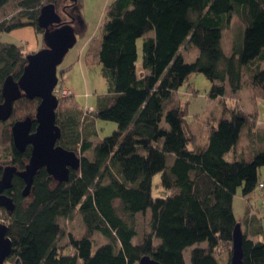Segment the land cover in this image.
Here are the masks:
<instances>
[{"label": "trees", "instance_id": "trees-1", "mask_svg": "<svg viewBox=\"0 0 264 264\" xmlns=\"http://www.w3.org/2000/svg\"><path fill=\"white\" fill-rule=\"evenodd\" d=\"M10 1L0 0V12ZM15 1L16 13L0 16V34L31 25L44 37L38 18L49 3L59 14L65 12L68 23L84 24L83 0ZM106 14L98 61L109 88L99 95L93 114L96 121H115L117 129L93 143L91 127L85 136L80 131V110L57 108L56 122L62 129L57 143L75 151L80 166L71 168L69 178L62 181L41 167L27 196L24 179L14 175L5 193L13 198L15 209L0 206L7 213V235L12 240L5 263L139 264L142 256L150 255L161 264H224L217 250L225 244L229 253L225 264H230L233 233L240 223L244 264H264L260 218L249 205L244 226L234 211L240 187L244 196L264 188L259 180L264 129L255 128L257 112L226 105L209 122L202 143L186 107L175 99L193 73L209 79L212 98L244 86L254 97L264 98V0H113ZM229 30L232 35L226 39ZM152 31L154 35L148 34ZM143 36L139 64L138 39ZM184 47L198 51L193 61L185 59ZM27 55L24 44L0 41V101L4 80L9 75L19 79ZM39 103L38 97L22 95L14 101L10 119L3 122L11 142L10 162L18 169L25 168L32 147L16 149L10 127L34 117ZM245 134L262 147L252 158L238 153ZM76 211L82 215L85 233L81 237L67 233L65 243L60 220L73 218ZM141 213L149 217L148 228L135 241L136 217ZM95 232L108 239L96 250Z\"/></svg>", "mask_w": 264, "mask_h": 264}, {"label": "rangeland", "instance_id": "rangeland-1", "mask_svg": "<svg viewBox=\"0 0 264 264\" xmlns=\"http://www.w3.org/2000/svg\"><path fill=\"white\" fill-rule=\"evenodd\" d=\"M83 1L84 5L81 16L84 20V24L79 22L74 23V26L71 24L76 33V42L58 65L60 85L70 88L74 94L69 98L64 97L60 99L61 101L59 100L58 109L62 112L67 109L80 110L82 120L85 119L83 122L81 120L79 126L80 131L85 136L86 129L91 127L93 130L89 139H91L93 143H97L106 136L111 135L118 126V124L112 120L97 119L96 121L95 115L93 114V108H96L99 95L107 93L109 88L107 80L102 74V66L98 61V51L102 38V26L107 20L106 11L113 0ZM16 10V1H10L3 10H1L0 16L1 18H10L16 13ZM60 14L62 19L68 22L69 18L65 15V12L61 10ZM232 31L233 30L226 31V39L231 37ZM148 34L154 35V32L152 31ZM39 35L40 37L35 46L24 43L25 52L27 54L36 52L45 47L46 44L42 33ZM144 38L145 36L138 39L139 64H142V45ZM0 41L23 42L20 37L11 32L0 34ZM182 52L187 61H193L198 51L194 48L184 47L182 48ZM210 88L211 82L204 74L193 73L175 92V99L186 107L187 119L189 122L193 123L191 125L193 128L192 130L198 132L199 139L202 143L207 139L209 122L215 115L221 114L226 105L231 108H241L246 112H257L258 119L255 123V128L264 129V98L254 97L252 91L245 86L238 92H231L228 89L225 96L212 98L209 95ZM92 121L93 127L89 126V123H92ZM3 122L4 121L0 122V170L2 171L4 167L12 165L10 162L11 142L6 133V124H3ZM96 130L97 134H95ZM261 148V145L256 139H251L245 134L240 140L238 153L242 154L245 158H252L255 152ZM90 154H93V148L90 150ZM160 178V174L154 177V191L156 193L161 192V187L157 185V183L161 181ZM259 180L264 182V166L259 170ZM249 205H251L252 210L256 212L257 217L260 218L264 227V188L261 189L257 187L254 192L247 196L243 195L241 187L237 190L234 197V211L244 226H246V213ZM6 214V211L0 208V222H7ZM148 218L147 214L141 213L137 215L136 220L139 234L138 237L134 239L135 241H139V237L147 232L146 230L148 227L146 226ZM60 222L65 229V235L61 238L63 242L67 240V233H73L76 237H81L85 233L82 215L78 211L75 212L73 218H63ZM93 239L94 250H96L97 246L108 241V239L99 232L94 233ZM191 248L192 247H188L185 251V257L188 262L190 261ZM218 252L224 260V264L228 262L229 253L225 244L217 250V253Z\"/></svg>", "mask_w": 264, "mask_h": 264}, {"label": "water", "instance_id": "water-1", "mask_svg": "<svg viewBox=\"0 0 264 264\" xmlns=\"http://www.w3.org/2000/svg\"><path fill=\"white\" fill-rule=\"evenodd\" d=\"M38 22L44 29L45 47L28 54V62L19 79H15L13 75L7 76L1 89L3 100L0 101V122L11 117L14 101L22 95L40 98L35 116L17 120L11 127L15 148L24 151L31 145L32 150L24 169L8 165L0 177V206L9 211L14 210L16 205L5 191L12 186L15 174L24 179L23 194L27 196L31 192L34 176L41 167H45L55 179L62 181L69 178L71 168L77 169L81 163L75 151L57 143L62 129L56 122L59 100L53 93L59 82L58 65L76 42V33L70 23L63 21L53 3L42 7ZM34 123L36 127L33 130ZM7 229V224L0 222V264H5L12 249ZM243 257V232L238 223L233 233L230 264H244ZM139 264L161 263L150 255H145L141 257Z\"/></svg>", "mask_w": 264, "mask_h": 264}, {"label": "crops", "instance_id": "crops-1", "mask_svg": "<svg viewBox=\"0 0 264 264\" xmlns=\"http://www.w3.org/2000/svg\"><path fill=\"white\" fill-rule=\"evenodd\" d=\"M11 33H15L20 37L23 42H18L20 44L29 43L30 46H35L38 42L40 35L35 31L32 26H24L13 30Z\"/></svg>", "mask_w": 264, "mask_h": 264}, {"label": "built area", "instance_id": "built-area-1", "mask_svg": "<svg viewBox=\"0 0 264 264\" xmlns=\"http://www.w3.org/2000/svg\"><path fill=\"white\" fill-rule=\"evenodd\" d=\"M53 93L55 94V96L60 100L64 97H71V95H73V91L64 86V85H60V83L58 85H56V87L53 90Z\"/></svg>", "mask_w": 264, "mask_h": 264}, {"label": "flooded vegetation", "instance_id": "flooded-vegetation-1", "mask_svg": "<svg viewBox=\"0 0 264 264\" xmlns=\"http://www.w3.org/2000/svg\"><path fill=\"white\" fill-rule=\"evenodd\" d=\"M28 163V162H27ZM13 165V164H12ZM5 168V167H4ZM4 170V169H3ZM2 173H3V171H2Z\"/></svg>", "mask_w": 264, "mask_h": 264}, {"label": "bare ground", "instance_id": "bare-ground-1", "mask_svg": "<svg viewBox=\"0 0 264 264\" xmlns=\"http://www.w3.org/2000/svg\"><path fill=\"white\" fill-rule=\"evenodd\" d=\"M58 84H59V82H58ZM58 84H57V85H58ZM55 87H56V86H55ZM58 100H59V99H58Z\"/></svg>", "mask_w": 264, "mask_h": 264}]
</instances>
